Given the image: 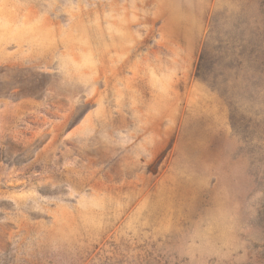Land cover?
Wrapping results in <instances>:
<instances>
[{
    "label": "rangeland",
    "instance_id": "1",
    "mask_svg": "<svg viewBox=\"0 0 264 264\" xmlns=\"http://www.w3.org/2000/svg\"><path fill=\"white\" fill-rule=\"evenodd\" d=\"M0 264H264V0H0Z\"/></svg>",
    "mask_w": 264,
    "mask_h": 264
}]
</instances>
